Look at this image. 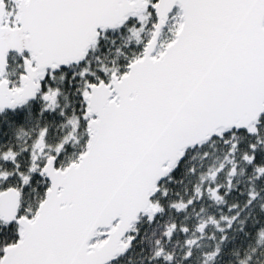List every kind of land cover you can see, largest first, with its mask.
<instances>
[{"label":"snow or ice","instance_id":"snow-or-ice-1","mask_svg":"<svg viewBox=\"0 0 264 264\" xmlns=\"http://www.w3.org/2000/svg\"><path fill=\"white\" fill-rule=\"evenodd\" d=\"M0 264H264V0H0Z\"/></svg>","mask_w":264,"mask_h":264}]
</instances>
